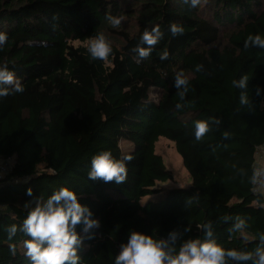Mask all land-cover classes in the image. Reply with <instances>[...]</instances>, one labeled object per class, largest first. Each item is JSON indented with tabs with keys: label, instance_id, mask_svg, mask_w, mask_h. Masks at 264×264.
Masks as SVG:
<instances>
[{
	"label": "trees",
	"instance_id": "obj_1",
	"mask_svg": "<svg viewBox=\"0 0 264 264\" xmlns=\"http://www.w3.org/2000/svg\"><path fill=\"white\" fill-rule=\"evenodd\" d=\"M172 25L183 31L174 35ZM157 26L149 45L142 37ZM0 32L8 36L0 67L24 89L0 84L10 93L0 97V160L12 165L0 180V264H33L24 221L65 187L98 222L88 232L76 226L78 264H115L133 232L164 242L175 232L177 251L210 239L256 252L264 235L263 197L253 193L264 146V47L248 38L264 39V0H0ZM98 35L112 48L103 60L88 52ZM140 49L151 51L141 57ZM181 73L187 84L177 87ZM199 121L208 130L197 138ZM160 138L174 144L186 187H157L174 180L155 153ZM102 151L124 162L121 183L90 178Z\"/></svg>",
	"mask_w": 264,
	"mask_h": 264
},
{
	"label": "clouds",
	"instance_id": "obj_2",
	"mask_svg": "<svg viewBox=\"0 0 264 264\" xmlns=\"http://www.w3.org/2000/svg\"><path fill=\"white\" fill-rule=\"evenodd\" d=\"M198 3L199 0H192L194 7ZM107 19L112 27L120 25L121 19L118 17L109 16ZM171 31L175 35L181 33L183 29L172 25ZM154 32L155 35L145 32L142 37L149 45H155L161 35L158 26ZM248 39L252 44L264 47V39L259 35L249 36ZM7 41V34L0 32V49ZM245 46H248L247 42ZM150 51L151 49H140L141 57H147ZM88 52L93 59L103 60L109 56L112 48L103 35H98L90 42ZM166 58L167 52L161 56V59ZM236 83L234 81V84ZM246 83L247 77H244L237 86L244 88ZM0 84L14 86V91L17 93L24 91L15 74L9 71L7 66L0 67ZM186 84L187 80L183 78V73L179 74L176 77V86ZM9 94L8 87L0 88V97ZM207 130V122L196 123L197 138H200ZM89 176L92 179H102L104 182L115 181L119 184L126 178V167L123 161L113 159L110 151H102L93 156ZM90 217L91 212L79 203L77 194L67 187L61 188L46 200L38 202L25 219L22 230L32 238L25 241L26 255L31 258L33 264H65V262L78 264L76 246L80 244L81 239L76 232V226L82 224L84 232L98 226V222ZM243 227V221L235 225L236 229ZM204 228L206 237H211V226L205 225ZM15 232L16 227L13 226L11 233L15 234ZM176 239L175 232L170 234L169 242L157 241L150 236L133 232L127 245L122 246L115 264H227V258L240 261L253 260V264H264V235L260 237L261 246L254 254L227 250L210 239L188 240L177 251L170 246ZM253 256L258 259H253Z\"/></svg>",
	"mask_w": 264,
	"mask_h": 264
},
{
	"label": "rangeland",
	"instance_id": "obj_3",
	"mask_svg": "<svg viewBox=\"0 0 264 264\" xmlns=\"http://www.w3.org/2000/svg\"><path fill=\"white\" fill-rule=\"evenodd\" d=\"M226 32L227 31H225V33ZM78 44L79 43H75V45ZM159 96L160 91L158 89L152 88L150 90L149 97L151 101L158 102ZM120 148L127 152L130 149V144L121 141ZM155 153L162 158L165 167L173 173L174 179L173 181H167L165 183L159 184L157 187L164 190L175 187H186L189 184L190 178L188 172L182 165V160L176 152L174 144L164 138H160L156 143Z\"/></svg>",
	"mask_w": 264,
	"mask_h": 264
},
{
	"label": "built area",
	"instance_id": "obj_4",
	"mask_svg": "<svg viewBox=\"0 0 264 264\" xmlns=\"http://www.w3.org/2000/svg\"><path fill=\"white\" fill-rule=\"evenodd\" d=\"M11 167L12 165L10 159L0 160V180L7 176V174L11 171ZM253 172L255 176L253 193L263 197V202L259 205V207L264 212V146L260 148L256 154Z\"/></svg>",
	"mask_w": 264,
	"mask_h": 264
}]
</instances>
